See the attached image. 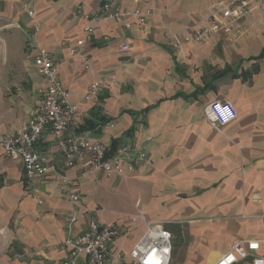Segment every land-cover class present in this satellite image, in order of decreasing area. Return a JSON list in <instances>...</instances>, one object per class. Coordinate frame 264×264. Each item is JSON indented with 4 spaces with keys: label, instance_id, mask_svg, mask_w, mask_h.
<instances>
[{
    "label": "crops",
    "instance_id": "obj_1",
    "mask_svg": "<svg viewBox=\"0 0 264 264\" xmlns=\"http://www.w3.org/2000/svg\"><path fill=\"white\" fill-rule=\"evenodd\" d=\"M105 1L0 0V137L40 105L44 81L33 60L45 49L78 106V135L109 147L129 144L133 155L143 147L147 155L122 175L89 172V158L67 169L85 214L73 234L89 220L115 224L121 235L107 264H135L127 255L145 227L131 217L141 214L171 234L170 264H213L234 243L264 235V59H257L264 0H252L230 32L209 33L200 43L183 42L182 33L226 0H108L144 15L128 29L99 16ZM79 6L88 19L75 13ZM87 26L91 38L78 47ZM101 81L99 95L82 100ZM216 100L237 113L220 131L203 113ZM37 147L58 173L27 180L20 161L0 157V264H62L69 257L62 156L50 131ZM78 264L88 263L81 257Z\"/></svg>",
    "mask_w": 264,
    "mask_h": 264
},
{
    "label": "built area",
    "instance_id": "obj_2",
    "mask_svg": "<svg viewBox=\"0 0 264 264\" xmlns=\"http://www.w3.org/2000/svg\"><path fill=\"white\" fill-rule=\"evenodd\" d=\"M252 0H226L214 5L208 15L182 33L183 42L200 43L209 33L230 32L240 21L252 11ZM75 13L84 19L88 15L82 6ZM99 16L113 20L128 29L133 19L139 24L145 22L140 10H119L106 0L100 7ZM90 26L85 27V39L77 41L82 46L90 40ZM179 34L169 36L174 41ZM127 50L128 47L122 48ZM70 54H77L71 48ZM34 64L44 81L43 95L31 117L25 120L13 133L0 137L1 158L20 161L24 167L25 178L31 180L50 173H58L49 157L38 150V143L45 132L50 131L62 156V172L59 177L63 183L62 194L71 206L65 219L66 238L64 244L69 248V257L62 264H78L85 257L88 264H107L115 241L121 235L115 224H101L97 220H89L82 233L73 234L74 225L85 214L79 213L80 194L74 190V181L66 174L67 169L82 163L89 158V172L110 175H122L125 171H134L137 166L147 161L144 148L133 155L134 148L129 144L118 145L113 153L103 141L78 135L79 124L76 118L78 106L68 98L67 90L58 77V64L45 49L38 48ZM104 82L91 83L82 100L89 101L97 97ZM207 123L215 130L233 122L237 113L228 101L216 100L208 103L203 109ZM112 127L113 124L106 123ZM131 222H140L145 227L142 237L133 245L128 258L135 264H170L172 241L171 234L162 222L145 219L141 214L131 217ZM213 264H264V235L258 239L238 241L231 249L220 256Z\"/></svg>",
    "mask_w": 264,
    "mask_h": 264
},
{
    "label": "trees",
    "instance_id": "obj_3",
    "mask_svg": "<svg viewBox=\"0 0 264 264\" xmlns=\"http://www.w3.org/2000/svg\"><path fill=\"white\" fill-rule=\"evenodd\" d=\"M257 59H264V49L262 50V52L259 54V56L257 57ZM105 124V123H104ZM118 146V144L116 142H114L113 144H111L110 146V153H113L116 149V147Z\"/></svg>",
    "mask_w": 264,
    "mask_h": 264
}]
</instances>
